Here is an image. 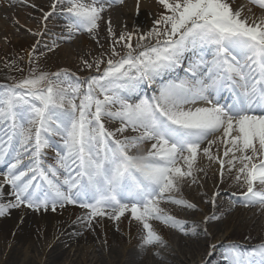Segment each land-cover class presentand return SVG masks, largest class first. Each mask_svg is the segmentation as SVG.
Instances as JSON below:
<instances>
[{"label": "snow or ice", "instance_id": "6c2138e0", "mask_svg": "<svg viewBox=\"0 0 264 264\" xmlns=\"http://www.w3.org/2000/svg\"><path fill=\"white\" fill-rule=\"evenodd\" d=\"M8 2L11 6L16 0ZM249 2L264 9V0ZM123 3L53 0L43 19L63 7L69 39L81 32L95 39L102 13ZM157 3L165 13L136 37L135 45L134 32L117 36L108 21L112 43L98 58L83 61L96 73L84 84L73 82L65 69L29 68L27 77L3 86L0 165L7 170L0 197L9 185L14 201L0 203V216L21 206L55 212L79 204L88 212L78 219L91 227L97 217L118 221L128 213L142 229L141 251L152 249L153 257L166 264L162 250L168 241L152 222L189 235L187 221L162 204L197 210L182 191L204 172L198 156L219 165L221 181L225 171L235 172L238 187L246 188L239 202L264 211V191L255 189L257 183L264 186V18L249 20L230 0ZM136 8L139 12L140 0ZM186 58V74L179 76ZM144 84L155 85L151 96ZM224 91L232 99L221 104ZM113 123L117 126H106ZM49 149L55 164H45ZM218 196L206 202L215 208ZM219 219L215 212L205 216L203 233L208 235ZM199 226H192L193 235ZM208 255L207 264H213V253ZM221 257L223 264H264V245L250 251L230 245Z\"/></svg>", "mask_w": 264, "mask_h": 264}, {"label": "bare ground", "instance_id": "6f19581e", "mask_svg": "<svg viewBox=\"0 0 264 264\" xmlns=\"http://www.w3.org/2000/svg\"><path fill=\"white\" fill-rule=\"evenodd\" d=\"M44 1L45 0H27V3H24L23 0H16V3L10 6L8 0H0L1 60L6 59L5 57L9 54L10 49H14L17 54L21 53L20 55L23 60H28V51L25 49L24 52H21L18 48V44L21 43L24 46L33 45L35 36H37L33 35V33H44L48 27L51 29L54 28V31L57 34L55 37L56 40L52 41L50 48L58 47L60 46V43L70 41H72V48L89 46L87 48V55L88 61L91 62L98 58L101 53H106L110 48L112 37L108 33L109 20L111 21L113 31L118 36L122 32H134L136 36H134L132 43L135 45L137 43L136 37L140 34H146L154 26V21L163 14L157 0H140L139 12H137L136 0H124L123 4H115L118 5V8L114 9V13H102L103 19L99 22V28L104 29L107 34L102 35L98 29L95 34V39H93L90 34L79 38L71 37V39H69V32L67 29L68 24L56 25L54 23L46 22V24L37 25V23H40L42 12L49 8L51 5L50 3L53 2V0H46L47 3ZM247 1L248 4H245L243 0H234V2L233 0H230V3H232L234 9L242 8V15L249 18V20L264 18V16L256 10V5L250 3L249 0ZM85 2H89V0H85ZM249 9H251V11H249ZM259 14L262 16L256 17V15ZM21 33H23V36H21ZM3 47H5V50ZM91 51L96 52L97 55H91ZM69 55L74 56V51L72 49H68L67 47L60 48L58 49L56 56L52 58L47 57L48 64L40 69L45 72H54L60 71L63 68L69 70L75 66V69L77 70L78 67L80 68L79 71H81V73L91 72L85 69L83 62L77 61L76 58L75 61L78 66L72 63L71 60L68 59ZM187 55L190 57L191 53ZM187 61L189 60L186 58L184 63ZM180 72L181 67L177 69L176 74L180 75ZM142 88L144 93L148 95L144 85H142ZM150 88L154 91L155 85ZM228 93V91H224L221 94L223 96ZM149 96H151V94ZM116 126L117 124L113 123L109 125V128H114ZM214 148L216 147L214 146ZM221 149L222 148H220V151ZM237 155H239V153H237ZM198 162L200 166L204 168V172L197 174V184H193L191 187L186 185L182 191V195L185 199L197 204V210H181L170 204H162V207L165 208L167 212L179 219L187 221L186 227L189 229V235H182L174 229L165 230L159 222H152L156 229L162 233L164 238L168 241L169 248L167 247L166 250H162V256L164 257L166 264H202V260L207 253V248H210V252L213 253V264H217V261H220V264H223L221 253L224 252L225 248L228 246L236 244H224L225 240L236 237L237 233L239 234V231L241 230L248 231L250 240L255 243L248 247H240L242 250L250 251L264 245V242L259 240L264 236V211H261L259 207H245L239 202L240 196L237 193L246 190V188L241 189L238 187L234 179L235 172L229 173V177L224 176L223 181H221V178H217V176L208 170L210 165L206 158L202 159L198 156ZM226 172L227 171H225V173ZM231 181L234 182L233 185L235 184V186L230 184ZM0 183H3V180H0ZM225 189L231 190L232 194L229 195L230 198L216 197L215 208H213L212 204L210 205L217 211H214L216 215L225 214L227 216L228 219L226 224L230 229L225 231L223 235H220L219 231L216 230L212 225L213 223H211L208 227L209 234L205 235L202 231L203 225L201 224L204 219V214L207 213L205 203H208L206 201L213 198L214 191H222ZM255 189L257 191H264V186L257 183ZM2 191L3 195L0 197V203L7 204L10 201H14V196H12L10 190L3 189ZM233 193H235V195H233ZM176 195L179 196L180 194ZM21 209L27 210L23 206H21ZM87 212V209L78 211L75 210L72 205H66L64 208L58 209L55 212L49 210L47 212L41 211L39 213L50 215L60 214L65 218L75 215L73 218L78 219L84 217ZM212 213L213 212L208 215H211ZM99 220L106 223L104 224L105 227L111 228L110 222L112 220L107 218V216L97 217L92 222ZM194 224L200 225L196 228L198 235H193L191 233V228ZM114 227L115 234H113L112 245L110 244L111 246L108 250L110 254L108 255V258H105V260L108 259L107 262L111 264H160V260L153 257L152 249L149 248L146 253L141 251L139 245L143 233L141 227L136 221L131 220L129 217V219L121 220V222L116 221ZM55 231V229L51 230V234H53L51 236L52 240L49 248L44 252L45 257H48L50 260L53 258L56 259L60 256V252L63 251L65 252L63 253L65 254L64 263L66 264H75L77 260H80L81 264H96L97 261H100L93 253L92 258H90L87 263L84 262L83 251L74 248L75 236L74 232L72 233L71 230L64 228L63 232L60 234H55ZM100 235L105 234L101 233ZM171 239L173 240V245H171ZM222 239L224 241H221ZM212 245H216L215 250L212 249ZM209 258L210 257H208V260ZM50 260H47L49 264Z\"/></svg>", "mask_w": 264, "mask_h": 264}, {"label": "rangeland", "instance_id": "374dc122", "mask_svg": "<svg viewBox=\"0 0 264 264\" xmlns=\"http://www.w3.org/2000/svg\"><path fill=\"white\" fill-rule=\"evenodd\" d=\"M243 1L245 2V4H248L247 0H243ZM44 2L47 3L46 0ZM50 4H52V2ZM64 7H66V5ZM160 7L164 14L166 10L163 9L161 5ZM256 10L258 11V13L264 16L263 9H260L259 7L256 6ZM50 11H52L51 5L49 6V8H47L42 12L40 23H37V25L46 24V22L54 23L56 25H63V24L66 25L69 23L68 17L66 16V12L64 11L63 7H58L57 10L53 12L52 15L48 18V20L45 21L43 19L44 14ZM260 14L256 15V17L262 16ZM98 31L102 35L107 34V32L104 29L99 28ZM39 33H40L39 35L35 36L34 44L31 46L26 44H25L26 46H24L21 43L19 44L17 43L18 48L21 52H24L25 49L28 51V56H29L27 58L28 60H23V58L20 55L21 53L18 54L15 53L14 49L9 50V54L5 57L6 59L4 60L0 59V91L3 90V86L12 85L18 82L19 80L27 77L29 75V68H38L39 70H41L40 68L48 64L47 57L52 58L56 56V53L60 48L67 47L68 49H72L74 51V56L69 55L68 59L71 60V62L74 63L75 65H77L75 58L79 62L80 61L83 62L84 60L88 61L87 48L89 46H83V47L78 46L76 48H72V41H70V42L60 43V46L53 47L52 48L53 50L49 51L50 44L52 43V41L56 40L55 37L57 36L56 32L54 31V28L51 29L47 27V30L44 33L42 32ZM87 35H89L87 32H81L74 34L72 38L73 37L79 38L81 36H87ZM21 36H23V33H21ZM0 44L2 45L1 40H0ZM3 48L5 50V47ZM91 55H97V53L91 51ZM18 69H23V71H19ZM65 70H67V72L69 73V77L73 82L78 81L81 84H84V82L87 80L88 77L96 74L94 71L88 73H81V71H79L80 68L78 67L77 70L75 69V66H73L69 70L68 69ZM54 72H58V71H54ZM54 72H48V73H54ZM144 86L147 91V94L152 95L153 92L152 88H150L147 84H144ZM109 125L110 124H107L106 126L109 127ZM219 147L222 148L220 151V155L222 156L223 145H219ZM213 150L215 153L216 148H214ZM44 160H45V164H55V152L50 149L46 150V155L44 157ZM25 163H28V161L26 160ZM209 165L210 166L208 170H210L212 174L217 176V178H221L219 174L220 173L219 165L210 162ZM237 167H239V165H237ZM6 170H7L6 164L0 165V180H3L2 173L5 172ZM224 176L229 177V173L226 172ZM233 183L234 182L232 181L230 182L232 186H235V184L233 185ZM3 189H8L11 191V186L4 185ZM216 192L220 193V196H218L220 198L229 199L230 198L229 195L232 194L230 189H225L222 191L216 190L213 192V194ZM210 204L211 203H205V208L207 210V213L204 214L203 217L207 216L211 212L214 211L217 212L212 208ZM70 205H72L74 209L78 211L85 209L81 207L79 204H74V205L70 204ZM24 208L27 210H22L21 207L9 209L6 215L0 216V264L46 263L47 260L50 259L44 256V252L49 248L50 242L52 240L51 236L53 234H51V230L55 229L56 231L54 233L60 234L63 232L64 228L71 230L72 233L74 232V236H75L74 248L83 251V256L85 259L84 262L87 263V261L90 258H92L93 256L92 254L94 253L95 256L98 258V260H100L97 261L96 264H111L107 262L108 259L105 260V258H108V255L110 254L108 250L109 247L112 245V240L114 237L113 234H115L114 226L116 221L112 220L110 222L111 228L105 227L104 224L106 223L102 222L101 220L92 222L91 227H88L86 226L85 223H81L80 219H74L73 216L75 215H71V217L65 218L63 215L60 214H53V215L42 214L39 212H35L30 208L27 207ZM58 209H62V208L58 207L57 210ZM218 216L220 217V219L213 221L212 225L213 227L216 228V230L219 231L220 235H223L225 231H228L230 229V227H227L226 224L228 218L225 214ZM129 217L130 214L126 213L124 217H121V219L118 220V222H121V220L129 219ZM162 227L165 230L170 229L164 225H162ZM101 233H104L105 235H100ZM248 234H249L248 231L241 230L239 231V234L237 233L236 237H232L225 240L224 244L236 243L235 245H238L239 247L251 246L252 244L255 243H253L252 240H250ZM223 239L221 241H224ZM259 240L264 242V236H262V238H260ZM170 241H171V245H173L174 244L173 240L171 239ZM209 252H210V248H207V253L205 254L206 255L205 258H203L202 260V264H207ZM60 253H59L60 254L59 257L50 260V264H66L64 263L65 254H63L65 252L61 251ZM46 264L49 263L47 262ZM75 264H81L80 260H77Z\"/></svg>", "mask_w": 264, "mask_h": 264}]
</instances>
